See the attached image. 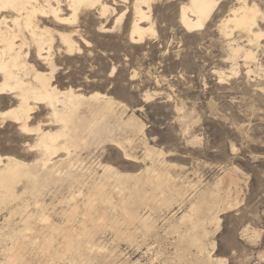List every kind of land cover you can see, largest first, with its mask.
<instances>
[{
  "label": "rangeland",
  "instance_id": "obj_1",
  "mask_svg": "<svg viewBox=\"0 0 264 264\" xmlns=\"http://www.w3.org/2000/svg\"><path fill=\"white\" fill-rule=\"evenodd\" d=\"M187 1L157 2V36L140 45L130 41L132 11L122 27L107 33L99 28L105 21L98 10L85 11L70 29L47 24L53 31L77 30L73 38L82 46L81 53L67 55L57 50L61 45L56 41L54 84L60 90L73 88L86 96L106 94L116 102V112L110 118L111 135L122 146L105 140L82 152L86 182L98 181L103 166L122 175L140 176L157 170L172 178L167 191L172 198L169 206L139 208L141 220L147 219L154 227L148 232L141 221L103 230L96 244L109 256L108 262L98 260L96 264H264V36L257 44L254 36L233 25L228 29L233 32L231 37L222 32L224 20L243 5L240 0H218L205 28L188 33L179 19L181 5ZM246 2L264 14V0ZM255 31L264 33L263 20H258ZM237 44L253 50L255 59L235 58ZM32 117L30 125L34 127L48 124L50 111L40 106ZM130 117H135L138 128L124 125ZM43 129L56 130L58 126L50 124ZM35 138L5 122L0 126V155L33 163L40 157L39 152L29 150ZM149 151L157 153L153 160ZM228 170L241 180L239 204L226 208L223 202L212 214L200 213L206 219V230H199L206 247L201 255L195 247L180 244L179 235L170 227L179 224L200 199L209 202L219 193L225 199L232 194L233 199L235 185L232 177L226 176ZM174 188L178 191L172 192ZM68 189V183H59L38 198L56 223L63 222L57 213L67 207L62 201L69 195ZM23 190L21 184L18 191ZM82 190L86 192V186ZM28 195L23 201L0 207L2 239L7 237V221L19 223L21 219L20 213L10 214L13 206H28L25 215L39 210L35 198ZM114 199L117 201V195ZM214 216L218 219L211 221ZM187 229L184 226L181 232ZM128 230L133 234L131 241L122 237ZM185 251L187 260L182 261L179 255Z\"/></svg>",
  "mask_w": 264,
  "mask_h": 264
},
{
  "label": "bare ground",
  "instance_id": "obj_2",
  "mask_svg": "<svg viewBox=\"0 0 264 264\" xmlns=\"http://www.w3.org/2000/svg\"><path fill=\"white\" fill-rule=\"evenodd\" d=\"M161 1L0 0V126L11 122L19 127L23 135L36 137L29 150L40 154L33 163L0 155V207L13 201H23L24 195L31 194L39 209L34 214L25 215L28 206L25 209L21 206L19 209L8 207L11 215L20 213L21 219L19 223L7 219L8 227L4 226L7 227V237H0V264H96L98 260L107 263L109 256L96 244L99 233L108 228L129 227L141 222L139 208L142 206L153 205L161 209L171 204L172 198L167 196V191L172 178L162 171L147 170L145 175L129 176L120 174L111 166H103V174L98 181L86 182L85 166L80 155L98 142H116V139L112 140L110 127L116 102L106 94L86 96L73 88L60 90L54 84L58 68L56 51L54 54L56 41L61 45L57 50L65 51L67 55L81 53L82 46L73 38L75 30L70 33L67 30L53 31L47 26L54 24L61 29H70L78 24L80 15L85 11L98 10L105 21L99 28L107 33L122 27L132 11L130 41L140 45L157 36L154 7ZM240 1L243 5L224 20L222 32L231 37L233 32L228 29L233 25L235 29L254 36L259 44L264 33L255 29L259 19L264 22V14L257 6H249L246 0ZM218 4V0H188L182 3L180 24L188 33L203 30ZM112 20L113 27H110ZM82 42L90 46L85 39ZM233 55L235 58L244 55L247 60L255 59L253 50H245L238 44L233 48ZM111 72H116V68ZM40 106L50 111V121L34 127L30 122ZM50 124L57 125L58 129H43ZM124 125L138 128L135 117H130ZM116 143L122 146L120 142ZM149 152L151 159L157 154ZM232 172L226 171V176L232 177ZM237 178H231L235 185L233 199L230 200L232 194L225 199L220 193L213 195L209 202L200 199L181 217L179 224L170 225L171 231L179 235L180 244L185 243L195 247L201 255L205 254L204 236L199 234V230H206V219L200 213L207 211L212 214L223 202L226 208L237 206L242 193L241 180ZM59 183H68L70 187L69 195L62 201L67 207L57 213L62 217V223H56L48 213L49 209L38 201L45 191ZM21 184L25 190L19 193ZM85 186L86 192L82 190ZM173 191L178 190L174 188ZM114 195H117V201ZM217 219L214 216L211 221ZM142 224L146 231L154 227L147 219ZM184 226L189 228L186 233L181 232ZM122 237L133 240L130 231ZM179 257L182 261L187 260L186 251ZM208 258L210 262V256Z\"/></svg>",
  "mask_w": 264,
  "mask_h": 264
}]
</instances>
